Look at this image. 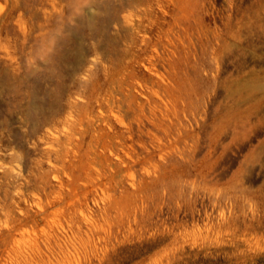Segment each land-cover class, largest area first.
I'll use <instances>...</instances> for the list:
<instances>
[{
  "label": "rangeland",
  "instance_id": "obj_1",
  "mask_svg": "<svg viewBox=\"0 0 264 264\" xmlns=\"http://www.w3.org/2000/svg\"><path fill=\"white\" fill-rule=\"evenodd\" d=\"M150 2L145 22H154V39L159 23L180 21L167 48L171 69L148 59L141 34V54L131 62L123 55L112 65L86 39L85 61L60 66L70 84L65 105L90 111L91 79L101 82L118 66L119 77L129 75L133 102L149 106L151 97L171 117L164 133L146 117L130 127L131 114L110 112L104 130L126 145L104 149L95 169V126L63 168L45 149L57 148L53 137L66 127L26 119L23 93L31 87L44 104L55 85L36 63L43 16L63 15L76 26L77 14L99 16L120 0H0V264H228L213 243L217 225L227 222L249 226L264 242V0ZM142 12L126 7L122 14L134 23Z\"/></svg>",
  "mask_w": 264,
  "mask_h": 264
},
{
  "label": "bare ground",
  "instance_id": "obj_2",
  "mask_svg": "<svg viewBox=\"0 0 264 264\" xmlns=\"http://www.w3.org/2000/svg\"><path fill=\"white\" fill-rule=\"evenodd\" d=\"M126 7H133V8L144 7V12L140 14L139 19L136 22L130 23L129 22L130 16L126 14H122L126 9ZM151 8H152V4L150 0H120V5L118 3V7L113 8V10H111L108 7V3H107L103 7L104 14H101L99 16L93 12L91 13L89 12L88 15L77 14V16L74 18L75 21L78 23L76 26L71 25V23H69L70 20L68 21L67 18L64 17L63 15H57V16L50 15V16L42 17V22L39 26L40 31L42 33V39H41L42 44L41 47L39 48L40 54L38 56L39 59L37 60L36 63H38L37 64L38 66L41 65L44 66L43 71L46 72V75L50 79H52V81H55V85L52 91H49L48 93L49 99L44 104L38 102V100L36 99L37 95H34V92L32 91L33 89L28 86V88L24 90L23 93L24 94L23 100H27L25 107L23 108V111L26 119L34 120V124H38L39 126L42 125L44 127L46 126L50 128L59 129L60 126L64 124V126L66 127L65 133L62 134V136L60 137L59 136L53 137L55 141L58 142V144H56L57 148H55L52 145L49 148L45 149L50 156L55 155L58 161L64 162L62 165L63 168H66L67 162L70 160L68 157L71 153V149L78 147L82 141H85L87 139L92 126H95V128L89 145L93 152L92 155H94L92 164L95 169H99L98 167L101 166L102 163L101 160L102 158H104L102 155L104 149H107V147L110 145L111 146L120 145L123 147V145L125 144V139L122 136L113 137L110 135L109 132H106L104 130L103 126L106 123H109L110 120H112L110 116V112L117 111V112H125L131 114L133 119H131V121L128 123L130 127L133 125L134 121L141 124L142 118L146 117V119L150 122V124L154 126L153 128H158V129L160 128L163 130L166 129L164 130V133H167V131H169V129H167L164 126V122L168 120L165 119L168 114L166 111L163 110L165 106L162 107L161 110L160 108L157 107L159 105L158 103L156 104L153 101L157 106L155 104H152L153 102L151 103L152 101L151 97H150L151 101L149 100V106H145L144 105L145 102L144 104L140 103L138 105L135 102H133L130 99L131 93H127L125 91V89L127 88H129L130 91L132 90V85L128 84L127 82V77L129 75L127 73L123 77H119L118 66L112 67L110 71L108 70L109 72L106 71L105 77L101 82L95 81V77L91 79L92 90L87 95L86 94L84 95L85 99L87 100L86 102H88V104L90 105V111L89 110L83 111L81 109H78L77 107L81 105L80 102L68 101L66 105L63 102L66 96L67 87L70 84L69 83L67 84L66 79L64 78V73H63L64 70L62 71L60 66L67 65V66H71L72 68L74 67L75 69L85 61L86 58L84 56L85 53L83 46L85 44L84 41H86V39L90 40L94 54L102 55L104 53L103 56H105L107 60L112 58V65H114L115 60L119 62L120 60L119 57L123 55L124 57H129L130 62L139 57L141 53L137 52L136 48L139 45L138 40L141 34L142 35L141 45H143V47H141L140 49L143 51L144 54L148 55V59L151 62L154 61V63H156L157 61L162 62L163 64L165 63L166 65L169 66L168 68L170 69L172 68L171 65L172 62L169 61L168 57H166L168 55L167 48L168 45L175 40L176 37L175 35L177 34L176 27L180 24L179 23L180 21L178 22L163 21L162 23H159L158 26L159 33L157 34V38L154 39L153 36L151 35V31L154 30L153 29L154 22L151 21L150 24L145 22V19H149V20L151 19V14H152ZM51 21L54 22V27L49 26V23ZM124 22H126L127 25L123 24ZM175 23L177 24V26H175ZM113 24L115 26H113ZM179 33L181 32L179 31ZM75 40L78 43V45L76 46L74 44L76 42ZM123 45L125 46V48H122ZM226 45L228 46V43H226ZM108 46H111L110 51L108 50ZM151 47H153V53L149 55L148 50H150ZM114 56L115 59L113 58ZM30 70H32V68H29V71ZM23 80H24L23 78L19 79L20 84L22 83ZM8 83L10 84L9 81ZM72 83L74 84L73 81ZM165 87L166 88L162 92L163 96L165 95L164 97H166V99L171 102V100L169 99L170 96L169 87L168 86ZM12 99L14 98L12 97ZM167 103L171 104L169 102ZM96 107H98L99 109L98 110L95 109ZM166 107L170 109V106L167 105ZM158 111L161 113V116H159L160 114L158 115ZM168 116L170 117V115ZM166 122L169 124L168 121ZM143 127L146 128V126L144 125ZM150 128L152 129V126ZM156 131L154 130V132ZM161 135L163 136V133H161ZM63 137L67 139L66 144L62 143ZM43 139L44 137L42 136V139L38 140L39 143H42ZM99 148L102 150L101 152H97V149ZM148 159L150 160V158ZM108 171L109 170H107V172ZM107 174L110 175L109 173ZM90 175H92V173ZM103 176L104 175L102 174V177ZM117 177L114 178L116 179ZM102 182L103 181H101L100 184H102ZM92 184H94V182ZM217 231L218 232L214 237L213 243L219 251H222L230 258L228 264H243V262L246 264L248 263L264 264V260L262 259V257L264 256V242L259 238L257 234H253L252 232H250L249 226L242 227L240 224L234 222H227L224 224L217 225ZM10 241H12V232L11 233L8 232V242Z\"/></svg>",
  "mask_w": 264,
  "mask_h": 264
}]
</instances>
